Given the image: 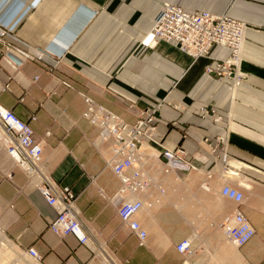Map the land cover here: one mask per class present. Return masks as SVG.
<instances>
[{
    "label": "crops",
    "instance_id": "obj_1",
    "mask_svg": "<svg viewBox=\"0 0 264 264\" xmlns=\"http://www.w3.org/2000/svg\"><path fill=\"white\" fill-rule=\"evenodd\" d=\"M22 1V20L0 40V104L34 132L46 174L74 193L88 244L52 231L57 211L0 141L5 237L30 258L34 250L39 264H264V0ZM14 2L0 0V11ZM163 3L245 24L235 91L205 72L230 49L217 46L209 59L193 60L164 42L143 44ZM85 97L129 124L163 103L155 141L143 150L157 156L182 149L195 167L171 174L163 195H144L137 215L148 233L143 244L118 216L124 199L108 163L111 145L106 131L84 118ZM209 103L221 113L232 108V122L202 119L199 109ZM227 184L244 193L240 210L256 232L242 247L221 228L236 207L220 195ZM185 240L191 252L181 254Z\"/></svg>",
    "mask_w": 264,
    "mask_h": 264
},
{
    "label": "built area",
    "instance_id": "obj_2",
    "mask_svg": "<svg viewBox=\"0 0 264 264\" xmlns=\"http://www.w3.org/2000/svg\"><path fill=\"white\" fill-rule=\"evenodd\" d=\"M8 3V2H7ZM26 3L15 0L13 4L4 5L0 11V40L11 37L18 27L21 18L18 13ZM7 7L5 10L2 11ZM29 7L26 9L28 12ZM246 26L229 15L216 16L210 12L190 13L183 8L163 3L157 15L151 34L143 41L145 46L153 47L162 42L177 48L193 60L210 58L212 50L223 46L231 50V55L223 62L209 65L206 73L216 75L224 73L229 78L234 67H239V53L245 41ZM242 75L237 74L238 84ZM86 111L84 118L91 124L106 131L104 140L111 145V158L108 163L119 178L121 187L118 194L124 199L118 207V216L143 244L148 233L137 215L145 208L144 195H163L166 179L175 173H189L195 170L192 162L187 160L182 149L165 150L160 155H150L143 150L147 142L155 141L156 106L144 118L129 124L106 107L99 105L92 98L85 97ZM0 141L6 152L12 157L46 199L57 211V218L51 223L52 231L60 236L73 235L82 245L88 244V235L78 220L74 208L75 195L69 188L62 189L46 174L43 159V146L35 137L28 124L16 117L0 104ZM209 140L206 139V142ZM221 143L222 140L218 139ZM220 195L233 202L234 211L223 221L221 228L236 246L249 243L256 232L251 223L240 210L244 202V193L232 185H224ZM159 204L160 197L151 200ZM150 203L149 206H152ZM191 241L185 240L177 246L181 254L191 252ZM28 254L38 260L34 250Z\"/></svg>",
    "mask_w": 264,
    "mask_h": 264
},
{
    "label": "rangeland",
    "instance_id": "obj_3",
    "mask_svg": "<svg viewBox=\"0 0 264 264\" xmlns=\"http://www.w3.org/2000/svg\"><path fill=\"white\" fill-rule=\"evenodd\" d=\"M199 12H208V11H199ZM217 16H221V15H217ZM231 17V16H230ZM231 18H233V17H231ZM233 19H235V18H233ZM236 20V19H235ZM218 62H223V61H217L216 62V64L218 63ZM215 64V65H216ZM208 67V66H207ZM206 67V68H207ZM206 68H205V72H206ZM239 67L237 68V67H234L233 68V71H232V76H231V78H229L226 74H224V73H221V74H216V75H211L212 77H214V78H216V79H218V80H222V79H224V80H226V81H228V82H230L231 83V87L233 88V91H235L236 90V87H237V78H236V76H237V74H238V71H239ZM162 105H164L163 103L161 104V106ZM160 106V107H161ZM163 107V106H162ZM232 108L231 109H229V111L227 112H223V113H221V111L216 107V106H214V104H207V105H204V106H201L200 107V109H199V113H200V116H201V118L202 119H209V120H211L214 124H219V123H231L232 122ZM159 112V110H157V113ZM217 138H219V137H217ZM0 236H4L5 237V235L1 232V229H0ZM8 241H10L7 237H5ZM1 239V238H0ZM0 242H1V240H0ZM11 242V241H10ZM0 245H1V243H0ZM16 248H17V250L19 251V253L22 255V254H24V255H26V253L24 252V251H21L17 246H15ZM20 260H19V258H16V259H14V261H12L10 264H20V262H19ZM37 262V261H36ZM39 264V263H38Z\"/></svg>",
    "mask_w": 264,
    "mask_h": 264
},
{
    "label": "bare ground",
    "instance_id": "obj_4",
    "mask_svg": "<svg viewBox=\"0 0 264 264\" xmlns=\"http://www.w3.org/2000/svg\"><path fill=\"white\" fill-rule=\"evenodd\" d=\"M214 15V14H213ZM217 16V15H216ZM22 20V18H21ZM244 43H242L243 47ZM223 47V46H220ZM226 48V47H224ZM229 49V48H228ZM241 54L239 53V64L241 62ZM209 75V74H208ZM0 264H10L14 259L19 258L20 264H38L34 259L30 258L28 255L20 254L15 245L8 241L4 236H0Z\"/></svg>",
    "mask_w": 264,
    "mask_h": 264
}]
</instances>
